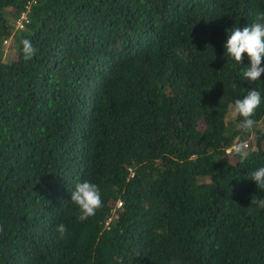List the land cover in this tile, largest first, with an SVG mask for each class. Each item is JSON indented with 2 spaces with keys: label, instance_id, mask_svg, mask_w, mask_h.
Masks as SVG:
<instances>
[{
  "label": "trees",
  "instance_id": "16d2710c",
  "mask_svg": "<svg viewBox=\"0 0 264 264\" xmlns=\"http://www.w3.org/2000/svg\"><path fill=\"white\" fill-rule=\"evenodd\" d=\"M259 12L264 0H0V264H264L250 205L264 197L250 180L264 73L243 80L247 56L223 48ZM252 88L243 132L231 110ZM85 180L102 207L80 221L70 194Z\"/></svg>",
  "mask_w": 264,
  "mask_h": 264
},
{
  "label": "clouds",
  "instance_id": "9594fccd",
  "mask_svg": "<svg viewBox=\"0 0 264 264\" xmlns=\"http://www.w3.org/2000/svg\"><path fill=\"white\" fill-rule=\"evenodd\" d=\"M22 55L25 61L31 60L37 53V49L28 39L21 40ZM224 51L238 64H242L244 56L249 61L246 69L243 71L242 79L247 81H257L264 73V67H261L264 61V12L254 15L251 23L245 27H232L226 29V40L223 44ZM236 85L234 84L233 87ZM261 104V94L255 88L248 90L242 99H236L232 106V117H240L239 128L243 132L253 129L255 121L251 117L255 114ZM231 154L239 157L243 162L250 154L248 145L245 143H235L231 148ZM250 180L255 182L256 187L264 189V166L255 169L250 176ZM71 203L75 204L80 215L78 219L84 221L95 214L96 210L102 207L101 192L98 185L85 180L74 185V190L70 194ZM119 204V203H118ZM250 205L264 209V197L252 196ZM55 231L60 238H64L67 233L66 225L61 223L56 226ZM171 264H177L175 260Z\"/></svg>",
  "mask_w": 264,
  "mask_h": 264
},
{
  "label": "rangeland",
  "instance_id": "374dc122",
  "mask_svg": "<svg viewBox=\"0 0 264 264\" xmlns=\"http://www.w3.org/2000/svg\"><path fill=\"white\" fill-rule=\"evenodd\" d=\"M3 45H4L3 49L6 50L8 43L7 42L6 43H3ZM228 158L229 159H232L231 156H228Z\"/></svg>",
  "mask_w": 264,
  "mask_h": 264
},
{
  "label": "built area",
  "instance_id": "2783aa9c",
  "mask_svg": "<svg viewBox=\"0 0 264 264\" xmlns=\"http://www.w3.org/2000/svg\"><path fill=\"white\" fill-rule=\"evenodd\" d=\"M245 144H246V142H245Z\"/></svg>",
  "mask_w": 264,
  "mask_h": 264
}]
</instances>
